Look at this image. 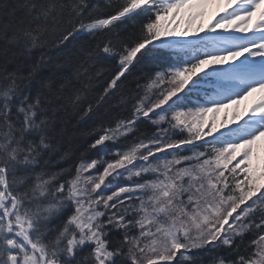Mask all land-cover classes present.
Segmentation results:
<instances>
[{"label":"snow or ice","instance_id":"snow-or-ice-1","mask_svg":"<svg viewBox=\"0 0 264 264\" xmlns=\"http://www.w3.org/2000/svg\"><path fill=\"white\" fill-rule=\"evenodd\" d=\"M0 264H264V0H0Z\"/></svg>","mask_w":264,"mask_h":264},{"label":"rangeland","instance_id":"rangeland-1","mask_svg":"<svg viewBox=\"0 0 264 264\" xmlns=\"http://www.w3.org/2000/svg\"><path fill=\"white\" fill-rule=\"evenodd\" d=\"M214 12H215V9H211L210 11H209V14H208V16H206L205 17V19H204V24L206 23V22H208L209 21V19L211 18V16L214 14Z\"/></svg>","mask_w":264,"mask_h":264},{"label":"trees","instance_id":"trees-1","mask_svg":"<svg viewBox=\"0 0 264 264\" xmlns=\"http://www.w3.org/2000/svg\"><path fill=\"white\" fill-rule=\"evenodd\" d=\"M99 2H101V3H102V2H103V0H99Z\"/></svg>","mask_w":264,"mask_h":264}]
</instances>
